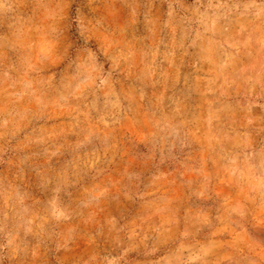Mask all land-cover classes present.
<instances>
[{"label": "rangeland", "instance_id": "rangeland-1", "mask_svg": "<svg viewBox=\"0 0 264 264\" xmlns=\"http://www.w3.org/2000/svg\"><path fill=\"white\" fill-rule=\"evenodd\" d=\"M0 264H264V0H0Z\"/></svg>", "mask_w": 264, "mask_h": 264}]
</instances>
